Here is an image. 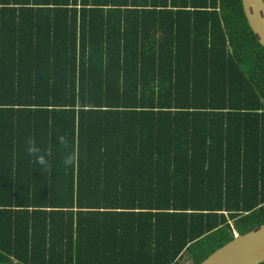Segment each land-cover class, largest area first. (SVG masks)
<instances>
[{"label": "trees", "instance_id": "obj_1", "mask_svg": "<svg viewBox=\"0 0 264 264\" xmlns=\"http://www.w3.org/2000/svg\"><path fill=\"white\" fill-rule=\"evenodd\" d=\"M263 222L240 0H0V264H198Z\"/></svg>", "mask_w": 264, "mask_h": 264}, {"label": "water", "instance_id": "obj_2", "mask_svg": "<svg viewBox=\"0 0 264 264\" xmlns=\"http://www.w3.org/2000/svg\"><path fill=\"white\" fill-rule=\"evenodd\" d=\"M246 21L264 49V0H240ZM264 261V222L216 248L198 264H259Z\"/></svg>", "mask_w": 264, "mask_h": 264}, {"label": "clouds", "instance_id": "obj_3", "mask_svg": "<svg viewBox=\"0 0 264 264\" xmlns=\"http://www.w3.org/2000/svg\"><path fill=\"white\" fill-rule=\"evenodd\" d=\"M59 142L67 146L63 137L59 138ZM26 153L33 158L34 162L40 166L42 171H50L51 165L47 159V157L50 156V152L42 151L41 148L36 145L34 138H29L26 141ZM75 159L74 154H66L63 159L64 166L67 168L74 165Z\"/></svg>", "mask_w": 264, "mask_h": 264}, {"label": "rangeland", "instance_id": "obj_4", "mask_svg": "<svg viewBox=\"0 0 264 264\" xmlns=\"http://www.w3.org/2000/svg\"><path fill=\"white\" fill-rule=\"evenodd\" d=\"M190 260L187 258V255L184 254L180 259L178 264H189Z\"/></svg>", "mask_w": 264, "mask_h": 264}]
</instances>
